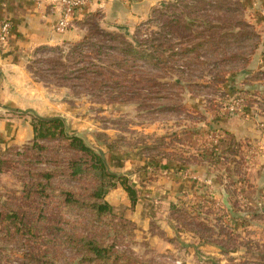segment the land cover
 Listing matches in <instances>:
<instances>
[{
	"label": "rangeland",
	"instance_id": "374dc122",
	"mask_svg": "<svg viewBox=\"0 0 264 264\" xmlns=\"http://www.w3.org/2000/svg\"><path fill=\"white\" fill-rule=\"evenodd\" d=\"M261 22L247 18L240 0H173L157 7L131 33L109 29L92 18L85 22L79 41L35 51L28 70L48 89L68 94L71 107L78 110L76 118H89L88 131L72 129L63 121L66 132L101 153L110 175L126 178L134 188L135 180H174L176 163L202 164L224 193L215 198L203 187L201 197L175 198L165 213L145 206L141 216L147 214L149 222L141 228L111 205L110 214L100 218L91 209L94 202L76 211L64 205L57 197L62 191L81 199L89 192L81 182H67L58 173L41 199L32 194L14 203L16 208L21 205L31 225L28 235L23 224L16 226L12 212L3 220L6 195L17 198L30 184L22 183L24 169L40 173L55 165L64 168L67 159L79 156L67 154L58 140L42 145L37 155H32L30 142L9 147L17 148V157L6 153L9 148H0V264H81L84 253L67 246L49 248L44 238L56 222L137 264H264ZM234 118L244 122L231 134L227 124ZM142 158L151 162L150 169L131 162L136 166L130 170L114 171ZM11 159L16 162L1 165ZM107 182L104 179V200L112 190ZM132 210L130 205L124 214ZM180 233L192 234L198 245L217 251H200Z\"/></svg>",
	"mask_w": 264,
	"mask_h": 264
},
{
	"label": "crops",
	"instance_id": "0c3cea01",
	"mask_svg": "<svg viewBox=\"0 0 264 264\" xmlns=\"http://www.w3.org/2000/svg\"><path fill=\"white\" fill-rule=\"evenodd\" d=\"M170 1L173 0H103L92 5L83 20L86 17L99 18L103 26L109 29L131 33L139 22L151 15L152 11L161 4ZM240 2L243 4V9L249 20L264 22V0H240ZM57 18L58 9L53 0H0V21L6 20L11 24L6 46L0 48L1 149L22 146L31 142L33 139L30 124L32 116L39 118L58 117L67 126L78 129V131H88L91 128L92 124L89 122V118L86 119L84 115H79V118H76L78 110L71 107L68 94L48 89L38 82L27 68L29 60L38 49L55 48L67 42H77L84 36L83 20L78 21L68 31L59 33L55 31ZM243 122L235 118L228 121V131H231V134L235 133V130H238V126H241ZM229 128L234 130H229ZM251 128L250 131L254 133V129ZM131 162L144 167L147 166V169H150L151 162L146 164L148 161L142 158L141 162L127 161L128 167L124 169L122 165L117 169L119 166L116 165L114 171L125 172L126 169L130 170L136 166L132 165ZM178 165L175 164L176 172L174 175L176 178L172 181L170 177L157 178V180L154 179L148 183L135 180L137 185H134V189L137 191L138 200H136L132 212L130 211L126 215L124 212H127L125 210L130 207L131 203L121 187L109 191L105 200L116 212H122L125 217L144 228L145 222H149V219L146 218L147 214H144V217L141 216L145 206L146 210L162 209V213H165L175 198L178 200L181 197H199L198 193L200 189L203 190V187L206 188V195L210 190V196L223 198L224 190L214 184L216 181L213 182L208 174V167L202 164L189 167L179 163ZM135 174L130 173V176L140 179L138 178L139 175ZM202 174L208 176L202 180ZM169 175L171 176V174ZM180 235L184 242L189 241L194 244V247L198 245L199 240L196 236L188 233H180ZM198 246V250H206L208 251L207 254H210L211 251H217L210 245Z\"/></svg>",
	"mask_w": 264,
	"mask_h": 264
},
{
	"label": "trees",
	"instance_id": "16d2710c",
	"mask_svg": "<svg viewBox=\"0 0 264 264\" xmlns=\"http://www.w3.org/2000/svg\"><path fill=\"white\" fill-rule=\"evenodd\" d=\"M92 18L86 17L84 20L82 19L83 23L85 24L87 20ZM242 101L244 103L245 99ZM30 124L33 131V139L30 142L31 150L33 152L32 155H37L43 152L44 147L42 145H44L45 143L53 140H58L62 142L67 154L75 153L79 156V158L75 161L67 159L66 162L68 163L64 168L61 165H55L53 166V170L47 169L46 171L44 170L40 173H33L30 172V170L25 171L24 169L23 172H26V175L21 177L22 183H28L30 181V184L23 187L25 191H20V194L19 196H17V198H12L6 195L4 202H2L4 211V216H2L3 220H9L7 219V217H9V213L12 212V216L10 217H14L13 221L16 226L20 227V224H23V226H25L26 228V233L30 235L32 233L30 229L31 225L25 221L24 215L20 212L19 207L21 205L17 206L16 208L14 206V203L23 201L25 200L24 198H30L32 194H36L37 198L41 199L40 195L52 186V180L58 177V173H60L59 177L62 180H66L67 182H81L84 191L89 192V195L85 199L76 197L75 194L71 191L67 193L62 191V194L60 196H57L55 194L53 195L57 196L58 198L62 197L63 204H71L70 208L75 211L80 208L86 209L87 203L94 202L91 206V209L97 218H100L102 214L109 213L111 206L107 202H104L105 200L103 198L106 193V190L103 186L104 179L109 180V182H107L108 187L112 190L117 186L116 182H113L116 180L127 194L131 206H134L136 204V190L128 184L127 179L112 174L110 175L107 172L102 154L86 146L79 137L75 135H69L66 132L65 125L62 119H43L32 116ZM221 142L222 141L219 140L217 141V143ZM108 144L111 148L114 149L113 143ZM12 148H9L6 153H12V155L16 157L20 155L18 151H15L17 150L16 147ZM24 151L28 152L29 149L26 148ZM25 155L26 154L24 153L23 156ZM212 158H207V161H210L209 159ZM27 159L28 156L23 158V161H27ZM15 162L16 159H11L8 162L1 161V165L7 163H10V165H12ZM62 162L63 161H60L59 164H62ZM22 163L24 165L30 166L28 162L27 164H25V162ZM61 225V223L56 222L54 225L49 226L50 230H48L47 232L48 236L44 239L47 240L50 249L52 248L53 250H55V248H62L67 246L76 252H81L82 254L84 253L82 255L81 264H137V262L131 259V257H129L128 255L120 254L118 252H112V254H109V250H111V247L108 248L105 245H100L93 239L87 240L86 237L82 234L71 233Z\"/></svg>",
	"mask_w": 264,
	"mask_h": 264
},
{
	"label": "built area",
	"instance_id": "2783aa9c",
	"mask_svg": "<svg viewBox=\"0 0 264 264\" xmlns=\"http://www.w3.org/2000/svg\"><path fill=\"white\" fill-rule=\"evenodd\" d=\"M101 1L103 0H53L58 9L55 31L64 33L73 28L78 21L87 15L92 5ZM10 31L11 24L6 20L0 21V48L6 46Z\"/></svg>",
	"mask_w": 264,
	"mask_h": 264
}]
</instances>
